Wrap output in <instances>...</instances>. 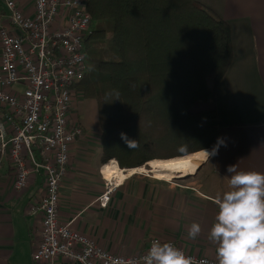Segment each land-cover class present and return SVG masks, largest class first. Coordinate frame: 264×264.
Wrapping results in <instances>:
<instances>
[{
    "label": "crops",
    "instance_id": "crops-1",
    "mask_svg": "<svg viewBox=\"0 0 264 264\" xmlns=\"http://www.w3.org/2000/svg\"><path fill=\"white\" fill-rule=\"evenodd\" d=\"M197 1L225 19L233 33V63L216 90L215 103L199 106L215 107L223 124L224 144L207 165L218 185H228L230 165L264 172V0ZM3 23L7 17L0 3V27ZM90 136L87 133L73 148L61 190L62 223H71L115 254L140 253L152 237H160L178 241L193 254L217 258V245L209 239L218 211L217 196L207 191L213 184L197 182L199 174L194 181L173 182L135 173L103 208L99 197L105 190V165ZM43 189L42 175L33 176L25 190L17 191L13 172L8 167L0 172V264H42L33 259L42 225L30 210ZM193 223L201 226L195 239L188 235Z\"/></svg>",
    "mask_w": 264,
    "mask_h": 264
},
{
    "label": "trees",
    "instance_id": "trees-1",
    "mask_svg": "<svg viewBox=\"0 0 264 264\" xmlns=\"http://www.w3.org/2000/svg\"><path fill=\"white\" fill-rule=\"evenodd\" d=\"M87 7L91 66L78 90L97 105L101 164L130 169L212 150L223 124L215 107L196 106L215 103L233 63L229 23L197 0H89ZM122 132L139 147L129 149Z\"/></svg>",
    "mask_w": 264,
    "mask_h": 264
},
{
    "label": "built area",
    "instance_id": "built-area-1",
    "mask_svg": "<svg viewBox=\"0 0 264 264\" xmlns=\"http://www.w3.org/2000/svg\"><path fill=\"white\" fill-rule=\"evenodd\" d=\"M88 1L0 0L7 17L0 27V172L5 167L13 172L17 191L25 190L33 176L43 177L44 191L30 210L42 225L33 259L42 264H142L158 239L173 242L193 264H218L215 257L193 254L178 241L160 237H152L140 253L115 254L60 221L61 190L73 148L86 135L78 86L89 72ZM103 178L99 201L106 208L120 184Z\"/></svg>",
    "mask_w": 264,
    "mask_h": 264
},
{
    "label": "clouds",
    "instance_id": "clouds-1",
    "mask_svg": "<svg viewBox=\"0 0 264 264\" xmlns=\"http://www.w3.org/2000/svg\"><path fill=\"white\" fill-rule=\"evenodd\" d=\"M116 97L119 99V93ZM121 138L129 149L139 147L137 140L129 139L126 133L122 132ZM222 144L224 140L218 138L211 151L203 150L202 158L209 160ZM178 150L183 153L187 147L181 145ZM227 171L228 189L215 199L218 211L209 233V239L217 245L218 264H264V172L237 170L236 165H230ZM200 232V224L193 223L188 235L195 239ZM142 264H193V261L173 242L156 239L142 257Z\"/></svg>",
    "mask_w": 264,
    "mask_h": 264
},
{
    "label": "bare ground",
    "instance_id": "bare-ground-1",
    "mask_svg": "<svg viewBox=\"0 0 264 264\" xmlns=\"http://www.w3.org/2000/svg\"><path fill=\"white\" fill-rule=\"evenodd\" d=\"M202 152L203 150L183 157L153 160L149 162L150 170H146L144 166L134 169H122L116 160H112L103 167V174L109 180H115L118 184H122L125 179L140 172L150 173L154 177L155 174L164 178L174 176L175 178L185 177L196 173L198 168L207 159L198 155Z\"/></svg>",
    "mask_w": 264,
    "mask_h": 264
},
{
    "label": "rangeland",
    "instance_id": "rangeland-1",
    "mask_svg": "<svg viewBox=\"0 0 264 264\" xmlns=\"http://www.w3.org/2000/svg\"><path fill=\"white\" fill-rule=\"evenodd\" d=\"M89 54L90 53L87 51V63H88V67L91 66V62L89 60ZM79 99H80V106H78V112H79V115H80V118H81V122L83 124H85L86 128L88 129L87 130V133H91L90 139L93 142L92 145L98 146L97 147V150H96V153L99 156V155H101V146H100V144H98V143H100V140H99L100 128H99V123H98L99 119H98L97 105H96L95 101H91L90 99H88V100L92 104L87 99H84L83 97H80ZM200 104H203V106H204L205 103H199V104H197L196 109L197 110H203V109H205V108L201 109L199 107ZM209 162H210V158H209V160H207L206 162H204L202 164V165L205 166V168L202 169L201 172L198 171L200 173H198V172L196 173V174H199L196 180L199 183H206L208 185L213 184L214 188H211V189L208 188L207 191H209L211 194L217 196L218 194H221L224 191H226L228 189V185H222V183L218 185V183H216L214 181V179H216V178L213 177L212 174H211V172H210V168H209L210 163ZM108 163H110V161ZM144 167H146V170H150L149 165H147V166L144 165ZM130 169H134V168H130ZM194 175L185 177L187 179L185 181H183V182H187L189 180H193V178H194L193 176ZM145 176H148V175L145 174ZM151 176H152V174H151ZM148 177H150V176H148ZM154 178L159 179V180H170V181H173V182H178V181H181V180L185 179V178H181V179L178 178L177 179V178H175V176L174 177H165L164 178V177H159L156 174H155V177ZM179 183H181V182H179ZM219 187L222 189V191L220 190Z\"/></svg>",
    "mask_w": 264,
    "mask_h": 264
},
{
    "label": "water",
    "instance_id": "water-1",
    "mask_svg": "<svg viewBox=\"0 0 264 264\" xmlns=\"http://www.w3.org/2000/svg\"><path fill=\"white\" fill-rule=\"evenodd\" d=\"M147 165H149V163H148ZM201 167H202V166H200V167L198 168L197 172L201 169ZM197 172H196V173H197ZM196 173H194V174H196ZM194 174H191V175H194ZM191 175H188V176H191ZM188 176H185V177H188ZM185 177H177V179H178V178L181 179V178H185Z\"/></svg>",
    "mask_w": 264,
    "mask_h": 264
},
{
    "label": "snow or ice",
    "instance_id": "snow-or-ice-1",
    "mask_svg": "<svg viewBox=\"0 0 264 264\" xmlns=\"http://www.w3.org/2000/svg\"><path fill=\"white\" fill-rule=\"evenodd\" d=\"M198 155L202 157V155H203V154H202V153H200V154H198Z\"/></svg>",
    "mask_w": 264,
    "mask_h": 264
}]
</instances>
